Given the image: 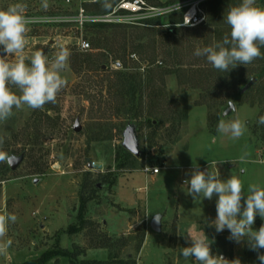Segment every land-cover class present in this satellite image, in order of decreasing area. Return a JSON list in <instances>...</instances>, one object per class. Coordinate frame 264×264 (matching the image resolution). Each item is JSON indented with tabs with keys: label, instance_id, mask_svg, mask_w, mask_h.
Wrapping results in <instances>:
<instances>
[{
	"label": "rangeland",
	"instance_id": "rangeland-1",
	"mask_svg": "<svg viewBox=\"0 0 264 264\" xmlns=\"http://www.w3.org/2000/svg\"><path fill=\"white\" fill-rule=\"evenodd\" d=\"M145 1L152 6H182L190 0ZM207 1L202 4L206 17ZM14 3L26 5L25 15L33 18L23 53L26 63L35 51L51 59L60 47L67 48L70 57L61 72L67 84L56 103L37 110L14 109L12 117L0 122V151L7 154L0 160V214L17 216L8 225L5 239H11L12 245L0 255V264H26L50 250L68 251L70 256L56 255L46 264H198L180 254L181 248L190 246L189 232H204L214 255L255 264L257 252L250 250L246 238L236 243L228 238L227 229L217 233L208 225L216 218L218 197L194 201L184 185L195 164L203 171L209 166L218 170L221 179L239 176L245 196L248 184L264 186V124L258 122L264 116V97L251 103L264 86V75L257 82L254 77L262 66L258 59L237 65L220 80L205 58L194 55L197 48L215 43L213 32L228 30L227 12L219 17L220 26L208 27L174 26L184 7L132 24L80 23L79 8L87 16H97L117 2L0 0V10ZM256 3L264 7V0ZM169 28L177 33L170 36ZM81 41L88 42L86 50L79 48ZM76 52L93 56L92 67L77 69ZM177 68L186 70L185 83L169 72ZM118 70L142 72L145 81L154 77L151 92L163 93L151 102L149 90L144 92L134 123H125L121 99L110 93ZM251 78L256 82L252 89L246 87ZM232 94L236 96L231 98ZM229 103L234 109L224 115ZM46 115L52 125H36V119ZM147 118L154 126L147 125ZM233 118L246 122L239 140L216 131L219 120ZM76 120L79 132L73 131ZM127 125L133 127L139 149V155L128 162L119 149ZM20 154L22 161L11 170L7 158ZM122 162L127 165L119 166ZM146 167L159 171L146 173ZM81 196L87 199L82 220L78 218ZM157 214L160 229L155 232L150 221ZM261 224L264 219L257 215L254 229ZM70 226L81 228L68 232Z\"/></svg>",
	"mask_w": 264,
	"mask_h": 264
},
{
	"label": "clouds",
	"instance_id": "clouds-1",
	"mask_svg": "<svg viewBox=\"0 0 264 264\" xmlns=\"http://www.w3.org/2000/svg\"><path fill=\"white\" fill-rule=\"evenodd\" d=\"M47 7L45 3L43 5ZM26 5L14 3L0 10V122H6L14 115L15 110L25 107L32 110L42 109L45 104L56 103L58 93L66 86L67 81L61 72L68 66L70 52L60 47L59 51L49 59L44 52L35 51L25 62L23 55L27 45V33L33 18L25 15ZM230 33L219 42L203 48H197L196 57L206 59L214 69L229 72L237 65H248L258 58H264L261 49L264 48V7L258 6L256 0H241L230 6L224 16ZM16 57L15 60L12 58ZM13 89H16L14 91ZM234 108V105H230ZM264 124V116L259 117ZM246 122L239 118L221 119L217 124V133L239 140L246 131ZM213 137V142H215ZM3 137H0V145ZM247 153L241 157L244 159ZM7 154L0 151V160ZM188 186L187 194L196 201L201 198L216 200V218L207 221L217 233L226 229L229 239L241 243L247 239L250 250L257 252V259L264 264V224L258 230L253 225L257 215L264 219V186L250 183L245 186L241 178L231 175L221 179L218 170L207 171L193 164L190 178L184 181ZM17 216L12 213L0 214V255L6 254L12 245L11 239H5L8 225L15 223ZM190 246L181 248V255L193 258L198 264H241L237 259L229 260L223 255L213 254L211 242L206 234H186Z\"/></svg>",
	"mask_w": 264,
	"mask_h": 264
},
{
	"label": "trees",
	"instance_id": "trees-1",
	"mask_svg": "<svg viewBox=\"0 0 264 264\" xmlns=\"http://www.w3.org/2000/svg\"><path fill=\"white\" fill-rule=\"evenodd\" d=\"M113 3L116 0H110ZM239 0H209L207 1L208 7H207V17H209V21L207 22L208 18L206 17V13H205V18L204 21L200 24V26L206 25L205 27H208V25H219V17L224 13V11L227 12L228 7L230 6H234L236 4H238ZM220 14V15H219ZM172 17V15H171ZM170 17V18H171ZM207 18V20H206ZM171 20V19H170ZM156 22L158 21L155 20ZM171 23H174L171 21ZM157 24V23H156ZM227 25V24H226ZM199 26V27H200ZM222 27H224V24H221ZM228 30L222 33H219L220 31H216L213 32V38H216L215 42H219L223 39V37L226 34L230 33V28L227 25ZM198 29V28H197ZM203 29V28H202ZM199 30V29H198ZM168 34L170 36H174L177 33V29L176 28H169L168 30ZM197 31H195L196 33ZM192 38L194 37L195 39V35L191 36ZM219 37V38H217ZM195 42V41H194ZM262 53H264V48L261 49ZM74 60L75 63L78 65L76 66L77 69L81 70L82 68H88V67H92V63H94V57L87 54V53H79L76 52V54H74ZM258 62L260 63V65L262 66V68L259 70V72L257 74L254 75V77L256 78V82L259 78L262 77V75H264V58H258ZM177 64L180 66L181 64H179V62H177ZM97 68L101 67V64H96ZM178 66V67H179ZM171 73H174L175 75H177L179 81H181L182 83H185L186 80V70L183 68H177L176 70H171L169 71ZM209 74H206V77H209V75L211 74L210 70L208 71ZM217 72V77L220 80H223L224 77H227L229 75H231V70L227 73L225 72H220L218 70H216ZM244 71H242L243 73ZM241 73V74H242ZM116 84L113 85L112 87H110L111 90V94H113L114 96H117L121 99V104H122V110L121 113H123V115L125 116V123L126 124H130V123H134L137 116L139 115L140 111H141V106H142V96L144 94V92L148 89L149 90V98H151V102H152V97L154 96H162L163 93L161 91L159 92H154L152 93L151 90V83L154 80V77L149 76L148 79L145 81L143 80V74L142 72L139 71H135V72H124V71H120L118 70V72L116 73ZM223 77V78H222ZM255 82V84H256ZM250 89H252V87L254 88V84L250 85ZM236 95L232 94L230 97L234 98ZM256 97H264V86L263 89H259V91L256 93V95H254L253 98H251V103L253 104L256 100ZM262 99V98H261ZM260 99V100H261ZM263 101V99H262ZM119 110V109H118ZM132 113V114H131ZM41 122H46L49 123V127L52 125L50 123H53L52 119L50 118V116L46 115L44 116V119L42 118H37L36 119V125L41 123ZM147 125L149 126H154L153 124V120L147 118L146 120ZM39 137V136H37ZM120 152L123 153L125 159L128 160L129 159H133L135 156L133 154H131L130 152H128L126 149H124L122 146H119ZM127 162H122L120 163L119 166L124 167L126 166ZM112 183V182H111ZM87 199L82 197L80 198V202H81V211L78 214V218L80 220H82V209L85 206ZM82 226V225H81ZM80 227H75V226H70L68 228V232H77L79 231ZM261 252H264V249L260 250ZM56 255H61L64 257H69L70 255L68 254V251H59V250H50V251H45L43 252L39 258L30 261L26 264H46V262L51 259L52 257L56 256ZM95 264H98V262H92ZM90 264V263H87ZM99 264H103L102 262ZM255 264H260L259 260H257L255 262Z\"/></svg>",
	"mask_w": 264,
	"mask_h": 264
},
{
	"label": "built area",
	"instance_id": "built-area-1",
	"mask_svg": "<svg viewBox=\"0 0 264 264\" xmlns=\"http://www.w3.org/2000/svg\"><path fill=\"white\" fill-rule=\"evenodd\" d=\"M65 3H69L70 0H64ZM206 0H190L182 6H152L149 5L145 0H119L112 9L104 14L97 16H87L84 14V10L79 8V14L76 20L82 23L87 22H99V23H111V24H122V23H138L139 20H149L154 17H161L170 13H174L180 8L184 7L181 12L180 21L174 24L177 27H194L200 25L205 18V13L202 8V4ZM79 48L86 50L88 48V42H79ZM159 171L158 167L144 168V172H150L157 174Z\"/></svg>",
	"mask_w": 264,
	"mask_h": 264
},
{
	"label": "water",
	"instance_id": "water-1",
	"mask_svg": "<svg viewBox=\"0 0 264 264\" xmlns=\"http://www.w3.org/2000/svg\"><path fill=\"white\" fill-rule=\"evenodd\" d=\"M0 55H4V53L0 51ZM253 82H255V78H251L250 82L246 85V87H249ZM230 105H233V104L232 103L228 104L227 108L223 112L224 115L234 109L233 107H230ZM80 129H81V126L78 120H76L73 124V131L79 132ZM121 146L124 149H126L128 152L133 154L134 156L139 155L138 141L134 134L133 127L131 125H127V127L123 131ZM22 159H23L22 154L18 156H9L7 158V164L11 170H14L19 165V163L22 161ZM33 182L36 183L37 180L34 179ZM159 226H160V215L157 214L151 219L150 228L153 231L158 232L160 229Z\"/></svg>",
	"mask_w": 264,
	"mask_h": 264
},
{
	"label": "crops",
	"instance_id": "crops-1",
	"mask_svg": "<svg viewBox=\"0 0 264 264\" xmlns=\"http://www.w3.org/2000/svg\"><path fill=\"white\" fill-rule=\"evenodd\" d=\"M119 0H116L115 2H118Z\"/></svg>",
	"mask_w": 264,
	"mask_h": 264
}]
</instances>
